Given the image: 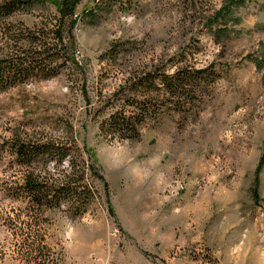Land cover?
<instances>
[{"label": "rangeland", "instance_id": "rangeland-1", "mask_svg": "<svg viewBox=\"0 0 264 264\" xmlns=\"http://www.w3.org/2000/svg\"><path fill=\"white\" fill-rule=\"evenodd\" d=\"M20 1L0 11V54L17 57L28 31L56 23L54 3H74L76 24L65 21L67 59L52 76L0 93V264H41L27 238L44 240L49 264H264V0ZM210 67L217 80L188 96L194 107L167 102L138 141L102 131L128 98L145 99L127 88L131 74ZM68 126L96 192L78 217L9 191L23 178L13 134L59 140ZM39 162L43 177L69 173L68 159Z\"/></svg>", "mask_w": 264, "mask_h": 264}, {"label": "trees", "instance_id": "trees-1", "mask_svg": "<svg viewBox=\"0 0 264 264\" xmlns=\"http://www.w3.org/2000/svg\"><path fill=\"white\" fill-rule=\"evenodd\" d=\"M5 1L6 3H3L0 8L4 15L9 14L8 10L15 6L16 2L22 3L20 0ZM34 2L35 0L25 1L26 4ZM54 4L58 12L56 23L45 24L28 31L26 39H23L26 41L25 45L16 52L17 57L13 54L16 51L14 47L11 48L13 51L9 55L0 54L3 60L0 61V93L14 87L13 82L20 77L29 78L34 73L49 76L56 72L57 66L52 67L53 64L59 61L66 62L64 59H67L65 53L67 48L63 40L65 21L68 20L70 28H74L76 24V19L73 20L75 4L67 1ZM226 9L216 13L212 20L218 21L222 13L226 14ZM8 38L14 39L12 36ZM51 38L54 41L53 45L48 44ZM156 73V69H153L139 78L133 74L129 76L127 88L135 94L144 90L145 99L138 100L136 96L127 97V101L119 105L118 109L102 123L101 129L106 135L121 141L136 142L140 139V127L148 120H155L159 114L165 113L163 108L168 106L167 102H170L171 110L177 112L187 107L192 109L195 101L188 96H194L196 89L201 94L205 93L217 80L212 67L195 71L181 68L170 76H157ZM162 96L168 99L164 103L158 104L155 100H151L153 97L161 99ZM107 104L112 108H117L114 102ZM64 132L63 139H45V141L42 136L38 137V135L20 132L13 134L14 143L11 146V152L17 166L22 169L23 178L21 185H16L9 191L15 194L13 195L15 198L20 195L26 197L32 209L38 212L63 207L70 215L78 217L87 211L91 200L96 198V192L88 183L84 166H87V169L90 167L82 159L73 128L68 126ZM49 159L56 160L57 165L68 159L69 173L57 180L41 176L37 171L42 163L39 161ZM25 242L27 254L35 255L34 261L40 260L41 264L51 262V255L43 239H40L36 246L28 243V238Z\"/></svg>", "mask_w": 264, "mask_h": 264}]
</instances>
